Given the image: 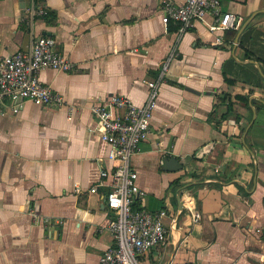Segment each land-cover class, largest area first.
Here are the masks:
<instances>
[{
  "label": "crops",
  "instance_id": "0c3cea01",
  "mask_svg": "<svg viewBox=\"0 0 264 264\" xmlns=\"http://www.w3.org/2000/svg\"><path fill=\"white\" fill-rule=\"evenodd\" d=\"M161 4L0 0V56L48 36L72 66L39 73L62 107L26 102L13 114L0 98V264H98L114 243L98 181L111 163L91 107L113 95L141 106L146 82L159 96L130 161L136 204L166 209L168 235L141 264H264V0H220L242 20L221 34L211 16L185 32L165 26ZM173 158L181 168L163 170Z\"/></svg>",
  "mask_w": 264,
  "mask_h": 264
},
{
  "label": "built area",
  "instance_id": "2783aa9c",
  "mask_svg": "<svg viewBox=\"0 0 264 264\" xmlns=\"http://www.w3.org/2000/svg\"><path fill=\"white\" fill-rule=\"evenodd\" d=\"M42 13V10L37 11L39 15ZM207 16L212 17L207 26L214 34L237 29L242 21L233 14L222 12L220 0H182L180 3L162 0V24H177L180 32L193 28L198 22H205ZM213 45H222L221 35L215 37ZM71 68V63L57 52L55 41L48 36H39L32 41L28 52L0 56V98H9L13 114L18 113L26 102L36 106L62 107L63 97L44 84L39 73ZM162 68L163 71L167 69V62ZM146 86L147 100L141 106H136L126 96L113 95L107 103L91 107L96 121L95 132L99 141L107 146L105 158L111 163L109 168L100 170L98 181L109 187L104 204L111 213L107 229L114 243L101 254L98 264H141V258L149 250L167 241L168 229L164 225L167 210L151 212L134 207L143 199L144 191L130 161L148 139L159 96L157 82H146ZM90 191L95 192L96 187ZM199 219V213L194 212L192 223Z\"/></svg>",
  "mask_w": 264,
  "mask_h": 264
},
{
  "label": "water",
  "instance_id": "95a60500",
  "mask_svg": "<svg viewBox=\"0 0 264 264\" xmlns=\"http://www.w3.org/2000/svg\"><path fill=\"white\" fill-rule=\"evenodd\" d=\"M29 40H30V36L26 35L25 40H24V44L22 46V49L24 50V52H26L28 50ZM180 168H181V166L178 164L177 160L174 158L164 161L163 170L175 171V170L180 169Z\"/></svg>",
  "mask_w": 264,
  "mask_h": 264
},
{
  "label": "trees",
  "instance_id": "16d2710c",
  "mask_svg": "<svg viewBox=\"0 0 264 264\" xmlns=\"http://www.w3.org/2000/svg\"><path fill=\"white\" fill-rule=\"evenodd\" d=\"M52 16V15H51ZM45 17H49V14L46 12ZM263 205H264V200H263ZM135 208H138L137 204L134 205Z\"/></svg>",
  "mask_w": 264,
  "mask_h": 264
}]
</instances>
